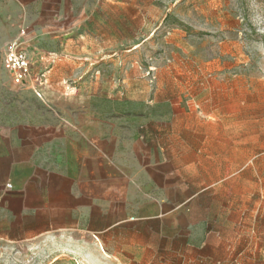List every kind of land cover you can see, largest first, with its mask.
<instances>
[{"label": "crops", "instance_id": "crops-1", "mask_svg": "<svg viewBox=\"0 0 264 264\" xmlns=\"http://www.w3.org/2000/svg\"><path fill=\"white\" fill-rule=\"evenodd\" d=\"M86 5L0 0V228L88 240L117 264L264 262L262 207L203 203L235 159L221 160L218 123L189 108L188 82L134 88L107 64H36L54 55L46 44H84ZM15 40L32 63L21 84L4 67Z\"/></svg>", "mask_w": 264, "mask_h": 264}, {"label": "rangeland", "instance_id": "rangeland-1", "mask_svg": "<svg viewBox=\"0 0 264 264\" xmlns=\"http://www.w3.org/2000/svg\"><path fill=\"white\" fill-rule=\"evenodd\" d=\"M86 9L84 44L71 54L61 42L46 44L54 55L36 64L67 56L72 64H107L106 76L134 88L139 78L152 88L158 78H182L193 94L189 108L218 123L221 160L235 159L221 161L220 198L205 191L203 203L264 209V0H87ZM0 264L117 262L88 240L0 228Z\"/></svg>", "mask_w": 264, "mask_h": 264}, {"label": "built area", "instance_id": "built-area-1", "mask_svg": "<svg viewBox=\"0 0 264 264\" xmlns=\"http://www.w3.org/2000/svg\"><path fill=\"white\" fill-rule=\"evenodd\" d=\"M4 67L17 84L23 83L32 75L31 59L22 42L15 40L7 43Z\"/></svg>", "mask_w": 264, "mask_h": 264}]
</instances>
